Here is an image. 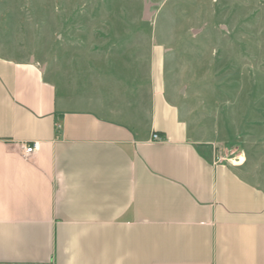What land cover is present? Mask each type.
I'll return each mask as SVG.
<instances>
[{
    "label": "crops",
    "instance_id": "crops-1",
    "mask_svg": "<svg viewBox=\"0 0 264 264\" xmlns=\"http://www.w3.org/2000/svg\"><path fill=\"white\" fill-rule=\"evenodd\" d=\"M152 68L136 120L73 106L34 58L0 53V264H264V189Z\"/></svg>",
    "mask_w": 264,
    "mask_h": 264
},
{
    "label": "rangeland",
    "instance_id": "rangeland-1",
    "mask_svg": "<svg viewBox=\"0 0 264 264\" xmlns=\"http://www.w3.org/2000/svg\"><path fill=\"white\" fill-rule=\"evenodd\" d=\"M0 53L34 58L73 106L136 120L159 66L217 158L264 189V0H0Z\"/></svg>",
    "mask_w": 264,
    "mask_h": 264
},
{
    "label": "built area",
    "instance_id": "built-area-1",
    "mask_svg": "<svg viewBox=\"0 0 264 264\" xmlns=\"http://www.w3.org/2000/svg\"><path fill=\"white\" fill-rule=\"evenodd\" d=\"M151 139L152 140H160V136L157 133L153 132L151 135ZM37 149H38V143L36 141L24 142L21 144L22 155L24 157H29Z\"/></svg>",
    "mask_w": 264,
    "mask_h": 264
},
{
    "label": "bare ground",
    "instance_id": "bare-ground-1",
    "mask_svg": "<svg viewBox=\"0 0 264 264\" xmlns=\"http://www.w3.org/2000/svg\"><path fill=\"white\" fill-rule=\"evenodd\" d=\"M240 160H243V157Z\"/></svg>",
    "mask_w": 264,
    "mask_h": 264
}]
</instances>
